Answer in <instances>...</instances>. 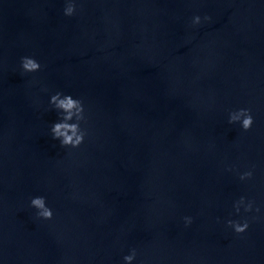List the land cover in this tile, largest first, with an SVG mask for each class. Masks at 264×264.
Returning <instances> with one entry per match:
<instances>
[{"label":"water","instance_id":"1","mask_svg":"<svg viewBox=\"0 0 264 264\" xmlns=\"http://www.w3.org/2000/svg\"><path fill=\"white\" fill-rule=\"evenodd\" d=\"M65 6L31 0L0 66V264H264V0ZM57 92L84 101L79 148L53 139Z\"/></svg>","mask_w":264,"mask_h":264},{"label":"clouds","instance_id":"2","mask_svg":"<svg viewBox=\"0 0 264 264\" xmlns=\"http://www.w3.org/2000/svg\"><path fill=\"white\" fill-rule=\"evenodd\" d=\"M66 6L64 8V14L66 16H74L77 13V0H65ZM204 20H211L210 16H205ZM202 19L200 16H195L193 18V24H201ZM21 68L24 73H34L41 70L42 65L33 57H22L21 58ZM51 105L57 110L59 115V120L53 123L51 128V133L54 140H58L60 145L64 148H79L88 136V131L86 128H82L81 124L86 122V109L84 101L82 99L74 98L72 95H66L62 92H57L51 96ZM75 121V122H72ZM230 124L239 123L243 131L247 132L251 130L255 120L252 115V110L250 108H240L234 110L229 114ZM232 171L231 168L228 169ZM254 176L252 170L239 173V179L241 181L251 180ZM255 206L254 200H247L246 197H240L234 204V208L237 214L241 212L243 207L245 212H252ZM31 207L37 209L36 216L39 219L51 220L54 217L53 210L47 205L46 198L43 196L34 197L31 199ZM256 212H260L259 207H255ZM186 226L191 225L193 218L190 216L184 217ZM227 226L232 228L235 233L243 234L249 227L248 219L231 220L227 221ZM137 257V250L132 249L129 255L124 256L125 264H132V262Z\"/></svg>","mask_w":264,"mask_h":264}]
</instances>
